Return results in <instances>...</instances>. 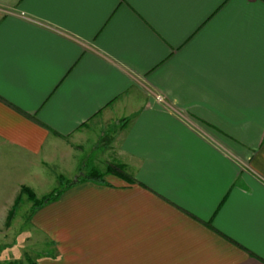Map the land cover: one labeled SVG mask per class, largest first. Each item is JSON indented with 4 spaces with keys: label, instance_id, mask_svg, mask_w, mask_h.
Masks as SVG:
<instances>
[{
    "label": "crops",
    "instance_id": "0c3cea01",
    "mask_svg": "<svg viewBox=\"0 0 264 264\" xmlns=\"http://www.w3.org/2000/svg\"><path fill=\"white\" fill-rule=\"evenodd\" d=\"M94 168L1 263L264 264V0H0V225Z\"/></svg>",
    "mask_w": 264,
    "mask_h": 264
},
{
    "label": "trees",
    "instance_id": "16d2710c",
    "mask_svg": "<svg viewBox=\"0 0 264 264\" xmlns=\"http://www.w3.org/2000/svg\"><path fill=\"white\" fill-rule=\"evenodd\" d=\"M106 172L117 173V174L120 173L121 174V173H124V166H120L119 164H112V165H109L107 167ZM103 176H104V173L102 171L96 169V168L91 169L90 171H88L83 176L78 177L77 180H69L63 176H59L60 186L55 188L54 190H52L50 193L42 196L41 198H39L36 195L35 191L30 186L22 185L21 191H20L19 195L16 197L15 203H14L12 209L10 210L7 223L9 224L11 219L16 214V211L18 210L19 205L23 201V195L27 196V198L32 202L31 213L29 216L31 218L38 208L58 199L60 197V195L67 188H69V187H71L77 183L87 181V180H96L98 182H103L104 181ZM0 264H18V262L17 261H11V262L0 263Z\"/></svg>",
    "mask_w": 264,
    "mask_h": 264
},
{
    "label": "rangeland",
    "instance_id": "374dc122",
    "mask_svg": "<svg viewBox=\"0 0 264 264\" xmlns=\"http://www.w3.org/2000/svg\"><path fill=\"white\" fill-rule=\"evenodd\" d=\"M81 166H83V170L88 168L83 164H81ZM25 197L27 198V196ZM38 197L41 198L42 196H38ZM20 205L18 207V210L16 211V214L11 219L10 223L9 224L7 223L9 216L8 214L5 224L0 225V254H2V251H4L5 249H8V247L17 244H19L18 248L20 249L21 252L23 250L28 249L27 251L30 252V255H34V253L37 254L39 251L37 244L32 247L33 242L37 243L38 240L37 234H33L32 232L31 235L28 232V228L30 227L28 221L30 220L29 216L31 213L32 202L29 200L23 202V204ZM27 234L31 235V237L33 238L30 237L28 239L22 240V236Z\"/></svg>",
    "mask_w": 264,
    "mask_h": 264
},
{
    "label": "built area",
    "instance_id": "2783aa9c",
    "mask_svg": "<svg viewBox=\"0 0 264 264\" xmlns=\"http://www.w3.org/2000/svg\"><path fill=\"white\" fill-rule=\"evenodd\" d=\"M158 99L161 100L162 99L161 96H158Z\"/></svg>",
    "mask_w": 264,
    "mask_h": 264
}]
</instances>
